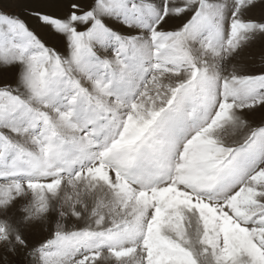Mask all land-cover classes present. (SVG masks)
I'll list each match as a JSON object with an SVG mask.
<instances>
[{
  "label": "snow or ice",
  "instance_id": "obj_1",
  "mask_svg": "<svg viewBox=\"0 0 264 264\" xmlns=\"http://www.w3.org/2000/svg\"><path fill=\"white\" fill-rule=\"evenodd\" d=\"M0 264H264V0H0Z\"/></svg>",
  "mask_w": 264,
  "mask_h": 264
},
{
  "label": "rangeland",
  "instance_id": "obj_2",
  "mask_svg": "<svg viewBox=\"0 0 264 264\" xmlns=\"http://www.w3.org/2000/svg\"><path fill=\"white\" fill-rule=\"evenodd\" d=\"M3 2L7 4V3H9V0H3ZM9 10L16 13V14H19L22 17H24L25 19H27L22 8L12 7V8H9ZM252 14L258 16L260 14V9H255ZM28 22L30 24L33 23L31 20H29ZM259 50H260V46L258 44L252 49L255 56H254V60L250 59L248 61L249 67L259 68L261 66V58L259 56Z\"/></svg>",
  "mask_w": 264,
  "mask_h": 264
}]
</instances>
